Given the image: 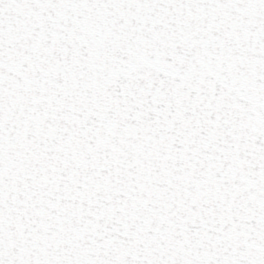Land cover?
Returning a JSON list of instances; mask_svg holds the SVG:
<instances>
[{
    "label": "snow or ice",
    "instance_id": "6c2138e0",
    "mask_svg": "<svg viewBox=\"0 0 264 264\" xmlns=\"http://www.w3.org/2000/svg\"><path fill=\"white\" fill-rule=\"evenodd\" d=\"M0 264H264V0H0Z\"/></svg>",
    "mask_w": 264,
    "mask_h": 264
}]
</instances>
